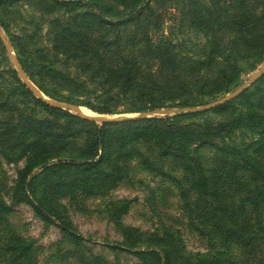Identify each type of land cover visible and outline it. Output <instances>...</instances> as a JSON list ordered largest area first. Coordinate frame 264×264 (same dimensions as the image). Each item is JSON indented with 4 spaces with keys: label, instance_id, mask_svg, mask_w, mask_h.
<instances>
[{
    "label": "trees",
    "instance_id": "obj_1",
    "mask_svg": "<svg viewBox=\"0 0 264 264\" xmlns=\"http://www.w3.org/2000/svg\"><path fill=\"white\" fill-rule=\"evenodd\" d=\"M15 1L0 0V6ZM175 1L178 31L203 39L194 51L182 39L159 37L164 17L156 0H108V15L97 0H71L75 9H91L51 18L44 35L50 47L40 40V25L11 44L27 79L55 101L100 115L202 105L237 87L264 61V0ZM63 4L50 0L52 13ZM6 61L0 44V156L24 161L12 185L0 190V264H39V247L8 224L11 206H30L79 243L58 199L78 191L106 194L128 177L134 160L167 176L187 225L203 232L211 250L222 249L193 255L171 225L150 232L121 226L118 218L133 199L106 206L122 236L110 249L140 264H264V75L207 111L97 124L35 98ZM155 161L171 163L180 177L162 173ZM229 246L248 259L227 257Z\"/></svg>",
    "mask_w": 264,
    "mask_h": 264
},
{
    "label": "rangeland",
    "instance_id": "obj_2",
    "mask_svg": "<svg viewBox=\"0 0 264 264\" xmlns=\"http://www.w3.org/2000/svg\"><path fill=\"white\" fill-rule=\"evenodd\" d=\"M57 1L65 4H63V7L58 11H54L53 13L52 9L56 6H49L50 0H17L8 5L5 4L0 6V18L3 20V27L0 26V29L10 43L12 49L14 48L11 41L13 40L16 42L18 39L22 38L24 32L31 31L36 25H40L42 28L40 34L42 38H40V40H43L42 43H44V45L50 47V43L45 40L44 35L47 22L51 18L62 14H64L62 16H65L75 10L78 12L91 9L88 8V6L75 9L73 5L68 2L71 0ZM83 1L89 3V0ZM92 1L96 2V0ZM97 2L102 3L101 8L104 13L108 15V11L106 10L108 0H97ZM156 2H158L156 8L164 17L162 28L160 29V33H158V35L161 34L159 37L169 35V38H171L173 42H178L182 39L186 47L192 50L203 42L201 37L198 36L195 38L192 31H187L185 28H179L178 31V20L176 19L179 18L178 7L180 5L177 7L175 0H156ZM106 18L107 17H105V19ZM140 29H144V26L140 25L139 30ZM134 30L136 29L134 28ZM151 39L155 40L156 38L152 37ZM188 40L194 43L193 47H190ZM0 44L4 50V57L7 60L6 66L8 65L16 72L1 40ZM136 48L137 47L134 46V49ZM6 66H4V69H6ZM262 67H264V61L259 63L254 70L243 74L238 86ZM263 75L264 74L257 78L247 88L256 83ZM6 76L7 75H4V78L7 80ZM16 76L23 83L17 72ZM34 87L45 97L36 86ZM34 97L37 98L35 95ZM81 108L90 114L100 115L91 112L85 107ZM35 113L37 115H43V112L37 108L35 109ZM69 113L74 114L72 112ZM135 115L137 114L121 113L107 114L104 116L107 119L116 120L121 117H131ZM159 118L163 117L159 116ZM23 161L22 159L16 163H12L0 156V190L8 189L12 185L16 177V171L18 168L22 167ZM154 165H160V170L166 175L176 177H180L181 175L179 170L175 169L169 162L155 161ZM40 170V168H37L34 173ZM127 176L128 177L124 181L120 182L104 195L89 196L87 194L83 195L82 192L78 191L72 197L65 196L58 199L57 202L64 208V210L61 211L63 219L70 222L76 229V235L80 238L79 243H76L74 238L60 231L56 226V222L46 223L42 218L36 215L30 206L24 203L11 206V211L7 215L8 224L13 232L28 240H32L34 244L39 247L37 258L39 264H87L91 260H94L97 264H140L132 254L110 249V245L122 241V236L120 234V228L108 217L106 206L110 201L133 199L127 212L121 214L118 218L117 222L120 223L121 226L137 228L141 232H150L159 228L161 225H171L172 228L179 229L184 250L193 255H205L210 253V251L213 253L215 249H222V245L217 243L218 245L214 247V250H211L206 244V236L202 234L203 232L195 231L187 225L186 220L182 216L177 189L174 184L166 178L167 176L162 174L158 176L157 174L151 173L143 169L140 165H137L135 160L130 162ZM1 193L5 194L3 191ZM6 197L7 196L4 198ZM200 230L203 231V228L201 227ZM224 250L226 251V256L234 261L243 263L244 260L248 259L246 254L235 246H229Z\"/></svg>",
    "mask_w": 264,
    "mask_h": 264
},
{
    "label": "water",
    "instance_id": "obj_3",
    "mask_svg": "<svg viewBox=\"0 0 264 264\" xmlns=\"http://www.w3.org/2000/svg\"><path fill=\"white\" fill-rule=\"evenodd\" d=\"M0 40L3 43L4 48L6 49V52L8 54V57L15 67L16 72L18 73L19 77L22 79L23 83L27 86V88L40 100L45 102L46 104L57 108V109H62L66 110L68 112H72L75 115L82 117L84 119L90 120L92 122H100L97 124H102L103 122H109L113 121L115 119H107L104 115H89V114H84L80 110V106L71 104V103H66V102H59V101H53L51 99H47L44 96H42L33 86V84L27 79L25 76L18 60L17 57L10 45V43L7 41L5 36L3 35L1 29H0ZM262 74H264V67L258 69L255 73H253L246 81H244L240 86H238L236 89L233 91L227 93L226 95L216 99L215 101L205 103L200 106H193V107H176V106H169V107H162V108H157L153 109L151 111H147L144 113L137 114L135 116L131 117H121L116 120H122V119H128V118H133V117H138V118H144V117H172L176 115H184V114H192V113H198V112H203L207 111L213 107H216L218 105H221L225 102H228L232 100L234 97L239 95L241 92H243L249 85H251L257 78H259Z\"/></svg>",
    "mask_w": 264,
    "mask_h": 264
},
{
    "label": "bare ground",
    "instance_id": "obj_4",
    "mask_svg": "<svg viewBox=\"0 0 264 264\" xmlns=\"http://www.w3.org/2000/svg\"><path fill=\"white\" fill-rule=\"evenodd\" d=\"M80 110H81V112H82V113H84V114H89V115H92V114H90V113L86 112L85 110H83L82 108H80Z\"/></svg>",
    "mask_w": 264,
    "mask_h": 264
}]
</instances>
